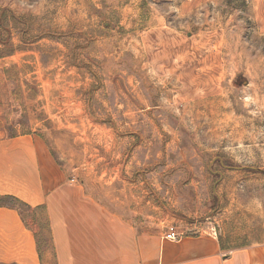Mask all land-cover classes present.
Here are the masks:
<instances>
[{
	"label": "rangeland",
	"instance_id": "1",
	"mask_svg": "<svg viewBox=\"0 0 264 264\" xmlns=\"http://www.w3.org/2000/svg\"><path fill=\"white\" fill-rule=\"evenodd\" d=\"M0 101L135 225L264 241V0H0Z\"/></svg>",
	"mask_w": 264,
	"mask_h": 264
},
{
	"label": "crops",
	"instance_id": "2",
	"mask_svg": "<svg viewBox=\"0 0 264 264\" xmlns=\"http://www.w3.org/2000/svg\"><path fill=\"white\" fill-rule=\"evenodd\" d=\"M57 8L59 25L66 29L71 9ZM204 63L184 74V84L192 87V74L199 86L208 84L200 80L206 75ZM7 109L10 105L0 101V196L44 210L51 251L42 253L38 234L20 210L0 204V264H264V241L229 249L217 232L186 233L172 241L165 239L167 231L135 225L111 199L70 180L40 134L19 131L18 123L10 133L5 125L13 114Z\"/></svg>",
	"mask_w": 264,
	"mask_h": 264
},
{
	"label": "trees",
	"instance_id": "3",
	"mask_svg": "<svg viewBox=\"0 0 264 264\" xmlns=\"http://www.w3.org/2000/svg\"><path fill=\"white\" fill-rule=\"evenodd\" d=\"M0 204L2 205H11L16 207L18 210L21 209V206L27 207L29 210L34 211L36 208H33L32 206L26 204L25 202H23L22 200L18 199L15 196H0ZM20 213L22 214L21 210ZM23 216V215H22ZM24 217V216H23ZM24 220L26 221V219L24 218ZM26 223L28 224V222L26 221ZM28 226L37 234L38 233V228H35L33 226H31L30 224H28ZM220 242L223 248H226V246H224L222 239L220 237ZM228 248V247H227Z\"/></svg>",
	"mask_w": 264,
	"mask_h": 264
},
{
	"label": "built area",
	"instance_id": "4",
	"mask_svg": "<svg viewBox=\"0 0 264 264\" xmlns=\"http://www.w3.org/2000/svg\"><path fill=\"white\" fill-rule=\"evenodd\" d=\"M186 233L176 226H171L166 232L165 239L177 241L180 240Z\"/></svg>",
	"mask_w": 264,
	"mask_h": 264
}]
</instances>
